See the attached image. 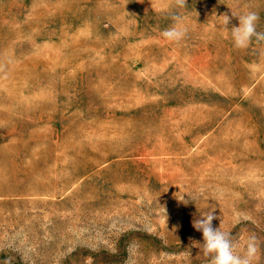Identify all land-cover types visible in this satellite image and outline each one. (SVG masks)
I'll return each mask as SVG.
<instances>
[{
  "label": "rangeland",
  "instance_id": "1",
  "mask_svg": "<svg viewBox=\"0 0 264 264\" xmlns=\"http://www.w3.org/2000/svg\"><path fill=\"white\" fill-rule=\"evenodd\" d=\"M248 10L264 32V0H0V264H210L211 211L264 264V41L231 38Z\"/></svg>",
  "mask_w": 264,
  "mask_h": 264
},
{
  "label": "clouds",
  "instance_id": "2",
  "mask_svg": "<svg viewBox=\"0 0 264 264\" xmlns=\"http://www.w3.org/2000/svg\"><path fill=\"white\" fill-rule=\"evenodd\" d=\"M183 6L185 0H177ZM238 16V26L231 28V38L236 48H247L255 38L256 41H264V32L257 30L258 13L253 10L240 13L233 11ZM229 17L226 15L225 24ZM185 34V29L179 25L164 29L161 35L168 41H180ZM214 213L211 211L202 218L193 221L194 227L202 231L203 253L211 255L210 264H253L256 259L258 244L254 235L248 236L243 248V254L237 252V244L231 238V234L221 227H214L212 221Z\"/></svg>",
  "mask_w": 264,
  "mask_h": 264
}]
</instances>
